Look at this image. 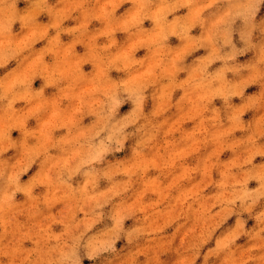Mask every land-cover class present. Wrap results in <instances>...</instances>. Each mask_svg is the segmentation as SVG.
<instances>
[{
  "label": "rangeland",
  "instance_id": "1",
  "mask_svg": "<svg viewBox=\"0 0 264 264\" xmlns=\"http://www.w3.org/2000/svg\"><path fill=\"white\" fill-rule=\"evenodd\" d=\"M0 264H264V0H0Z\"/></svg>",
  "mask_w": 264,
  "mask_h": 264
}]
</instances>
